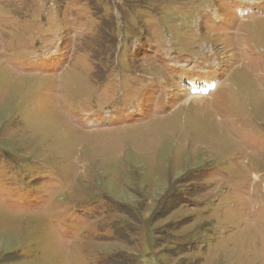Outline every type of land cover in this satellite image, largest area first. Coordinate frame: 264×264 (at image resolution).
Instances as JSON below:
<instances>
[{"label":"rangeland","instance_id":"374dc122","mask_svg":"<svg viewBox=\"0 0 264 264\" xmlns=\"http://www.w3.org/2000/svg\"><path fill=\"white\" fill-rule=\"evenodd\" d=\"M0 264H264V0H0Z\"/></svg>","mask_w":264,"mask_h":264},{"label":"bare ground","instance_id":"6f19581e","mask_svg":"<svg viewBox=\"0 0 264 264\" xmlns=\"http://www.w3.org/2000/svg\"><path fill=\"white\" fill-rule=\"evenodd\" d=\"M193 82H195V80H193ZM198 90L202 89V90H206L207 88L206 87H203V86H199V87H196ZM206 91H204L205 93ZM187 96V95H186ZM190 97H193V96H190ZM197 97V96H196ZM202 97V96H201ZM200 97V98H201ZM194 101V103L198 104L201 100L199 98H192V99H189V101H187V103H190ZM202 102V101H201ZM186 104V103H185ZM188 106V105H187ZM68 125V123H66ZM72 130H76L74 129V127H72L71 125H68ZM19 229V228H18ZM17 229V230H18Z\"/></svg>","mask_w":264,"mask_h":264}]
</instances>
